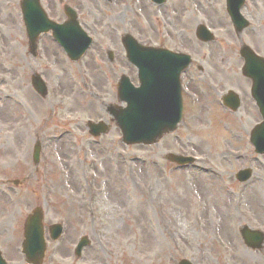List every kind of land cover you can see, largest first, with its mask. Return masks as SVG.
I'll use <instances>...</instances> for the list:
<instances>
[{
  "label": "rangeland",
  "instance_id": "obj_1",
  "mask_svg": "<svg viewBox=\"0 0 264 264\" xmlns=\"http://www.w3.org/2000/svg\"><path fill=\"white\" fill-rule=\"evenodd\" d=\"M262 1L256 11L247 0L243 10L251 26L240 37L226 0H169L163 6L151 0H42L59 22L67 19L64 5L74 7L94 36L92 48L74 63L51 34L41 37L39 56L34 57L21 0H0V248L10 264H26L21 252L24 223L38 206L45 209L47 228L59 222L66 226L62 240H49L44 264H179L183 259L193 264H264V249L247 248L240 233L246 224L264 231V157L250 142L251 130L262 117L251 96L252 83L241 74L244 60L239 54L245 42L264 56L263 38L254 30L264 26ZM200 23L215 32L214 42L196 38ZM126 31L145 45L189 52L194 58L184 79L185 113L194 107L192 116L187 113L192 129L185 117L174 134L153 147L125 146L115 124L95 145L85 125L109 116L106 107L119 102L123 73L138 82L137 68L127 60L121 41ZM109 49L116 51L114 63L108 59ZM35 71L49 85L46 99L32 86ZM231 89L241 95L242 109L225 110L224 115L220 96ZM206 106L211 123L204 119ZM228 124L238 128L233 138L224 132ZM208 126L209 131L202 130ZM62 131L70 133L60 140ZM38 139L44 154L36 166ZM223 140L245 157L216 158L223 153ZM202 141L210 147L201 146ZM180 146L190 154L208 153L212 162L206 168L218 169L222 180L200 167L179 170L163 159L169 152L181 155ZM249 167L254 180L242 187L236 174ZM15 179L24 184L12 185ZM91 193L97 194L98 208L90 205ZM237 193L242 204L234 207L230 197ZM89 209L92 216H100L96 225ZM149 225L158 239L147 232ZM172 229L178 238L170 236ZM83 236L92 244L78 259L75 249Z\"/></svg>",
  "mask_w": 264,
  "mask_h": 264
},
{
  "label": "water",
  "instance_id": "obj_2",
  "mask_svg": "<svg viewBox=\"0 0 264 264\" xmlns=\"http://www.w3.org/2000/svg\"><path fill=\"white\" fill-rule=\"evenodd\" d=\"M112 1V0H110ZM156 2H164L166 0H154ZM25 9V21L28 30L29 37L31 39L32 44H34L37 36L44 31H49L53 29L55 35H58V40L65 46L69 55L73 60L79 59L81 54L85 51V47L89 44L90 39L87 34L83 31L79 22L77 21V15L70 9H67V13L70 17L69 22L59 25L47 18L42 9L39 6V0H26L23 4ZM240 4H234V0H229V10L232 14L234 20L238 23L239 21L236 19L237 10ZM43 12V13H42ZM45 15V16H44ZM244 25V24H243ZM243 25L240 24V29L243 28ZM198 37L202 40L208 41L212 39L211 34L207 33L202 27L198 29ZM57 37V36H56ZM78 43V44H76ZM126 45L128 47V57L134 62L138 63L140 66L142 73L144 74L141 78V82L143 83V88L146 89L151 87L153 84L152 76L153 69L157 68H173L175 67L177 70L182 71L186 68L190 63V58L188 56L176 55L169 51L157 50L154 48H147L141 45L133 44L132 42L126 41ZM130 46V47H129ZM87 48V47H86ZM162 51V52H161ZM243 55H245L247 59V66L245 67L244 72L251 76L256 84L254 89V95L259 101L260 108L264 115V63L260 59L254 57L249 49H243ZM147 60L145 62V66L140 62L139 57ZM156 57L161 59L159 62H152L151 58ZM33 84L35 88L45 96L47 94V89L43 81L40 77H34ZM178 88V84L176 85ZM134 89V92H132ZM138 95L136 93L135 88L131 84L130 80L126 77H123L120 83V98L121 100H125L128 102V108L113 111V115L118 123V126L122 129L123 134L125 136L124 141L128 144L137 143L140 140L144 142L152 143L156 141L157 137H160L163 133L174 130L176 128L177 122L180 119L179 116H175L172 120L168 122V124H161V126L156 125V129H154L153 135L135 140L134 135L130 134L134 129L140 130V122L145 121L148 125V128L152 129V122L149 121L151 117H157L156 109L148 108L145 110L147 116L143 119L137 117V113L139 110V103L141 101V105L145 104V99L141 96L135 97ZM181 97V93H180ZM141 99V100H140ZM180 99V98H179ZM230 105L237 109L239 107V102L236 100L234 96H230L227 98ZM179 108L182 107L181 100H178ZM171 116L170 113H166L163 115V119L167 120ZM159 123V122H158ZM91 126V124H90ZM158 127V128H157ZM92 128L95 130L94 133L96 135L101 134L102 132H107L109 127L104 125L103 127H97L92 125ZM260 132H264V125L259 126ZM255 139V137L253 138ZM36 162L39 160V147L36 148L35 155ZM250 176L249 173H242L240 175L242 180H246ZM52 229L53 238L56 239L60 234V227L54 226ZM243 236L245 237L247 243L249 245L262 247L264 243V235L262 233L249 230L247 227L243 229ZM25 242L23 244V252L28 258L29 262H33L34 264H41L42 259L46 250V242L44 239V226H43V212L40 208L36 209L33 214H31L25 225ZM2 258L0 254V264L2 263ZM181 264H189L187 261L182 262Z\"/></svg>",
  "mask_w": 264,
  "mask_h": 264
},
{
  "label": "bare ground",
  "instance_id": "obj_3",
  "mask_svg": "<svg viewBox=\"0 0 264 264\" xmlns=\"http://www.w3.org/2000/svg\"><path fill=\"white\" fill-rule=\"evenodd\" d=\"M252 1V4H253V6L254 7H256V8H259L260 7V5H259V3H261V0H251ZM218 18L220 19V21L221 22H223V17H221V16H218ZM161 24H163V22L161 21ZM256 30V37H258V38H263V41H264V28L263 27H260V28H256L255 29ZM202 112H204V119H205V121H210L209 119H208V117H209V110L208 109H203V111ZM200 145L201 146H209L210 147V143H207V142H205V141H202L201 143H200ZM197 146V149H198V147H199V145H196ZM6 149H7V147H6ZM222 151H223V153H221L220 155H218V154H216V158H218V159H221V157H223V159H227V158H232V157H237V155L235 154V153H233L232 151H230L229 150V148H227V146L225 145V142L223 141V149H222ZM221 156V157H220ZM240 156H241V154H240ZM216 176L218 177V179H222V174L221 173H218L217 172V174H216ZM145 189V191H146V188H144ZM257 196H259L258 194H256ZM260 197V196H259ZM230 199H231V203L233 204V205H237V204H239V201H237L236 199H235V197L234 196H232V198L230 197ZM262 200L264 201V199L262 198ZM96 206H97V208L100 206V203H99V201H97L96 202ZM97 213H98V211H97ZM112 213H115V212H113L112 211ZM99 215V214H98ZM110 215H111V213H109L108 215H106V220H107V222H110ZM116 217H117V214L115 215ZM264 216V215H263ZM116 217H113V219H115ZM112 219V220H113ZM151 225V224H150ZM149 225V227H148V230H147V232L150 234V236H152L154 239H158V234H156V231H153L152 230V228H151V226ZM171 235L172 236H176L177 237V234L174 232V229H173V232L171 233ZM178 238V237H177ZM192 240H193V238H192ZM180 242V241H179ZM203 254H205V250L203 251Z\"/></svg>",
  "mask_w": 264,
  "mask_h": 264
}]
</instances>
